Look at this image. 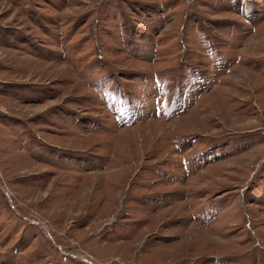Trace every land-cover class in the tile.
<instances>
[{"label":"rangeland","instance_id":"374dc122","mask_svg":"<svg viewBox=\"0 0 264 264\" xmlns=\"http://www.w3.org/2000/svg\"><path fill=\"white\" fill-rule=\"evenodd\" d=\"M0 264H264V0H0Z\"/></svg>","mask_w":264,"mask_h":264}]
</instances>
